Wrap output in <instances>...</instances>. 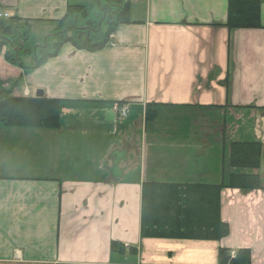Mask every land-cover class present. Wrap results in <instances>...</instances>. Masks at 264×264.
Segmentation results:
<instances>
[{
  "label": "crops",
  "instance_id": "obj_1",
  "mask_svg": "<svg viewBox=\"0 0 264 264\" xmlns=\"http://www.w3.org/2000/svg\"><path fill=\"white\" fill-rule=\"evenodd\" d=\"M95 1L0 0V8L28 22L33 50L69 6ZM126 2L129 23L112 47L68 44L30 73L0 55V101L41 91L64 106L60 130L0 124V264H219L220 249L249 250L251 264H264V189L221 192L229 226L221 241L141 235L145 184L258 175L264 188V0L263 29L233 31L228 0ZM116 103L128 106L126 119ZM65 122L72 132L84 123L97 130L70 139ZM233 143L261 145L259 170L230 166Z\"/></svg>",
  "mask_w": 264,
  "mask_h": 264
},
{
  "label": "trees",
  "instance_id": "obj_2",
  "mask_svg": "<svg viewBox=\"0 0 264 264\" xmlns=\"http://www.w3.org/2000/svg\"><path fill=\"white\" fill-rule=\"evenodd\" d=\"M92 8V7H91ZM91 8L69 6L58 21V31L46 42L25 49L30 26L26 20L12 18L0 22V55L5 61L26 73L55 58L63 46L95 53L109 46L110 36L123 23H129V3L125 0H96L92 8L98 20H89ZM262 0H228L225 27L230 31L263 29ZM95 17V18H96ZM88 19V20H87ZM30 57L33 63L24 64ZM16 82L12 86H17ZM149 106L146 120H156L157 111ZM63 102L42 98H16L6 94L0 101V124L5 127L53 129L62 127ZM262 149L259 143H233L230 146V166L237 169L259 170ZM242 191L263 190L260 176L234 175L227 185H170L148 183L142 195V238L193 241H221L228 237L229 226L220 217L221 192L224 189ZM114 245H112L113 248ZM219 264H251L249 250L220 249Z\"/></svg>",
  "mask_w": 264,
  "mask_h": 264
},
{
  "label": "rangeland",
  "instance_id": "obj_3",
  "mask_svg": "<svg viewBox=\"0 0 264 264\" xmlns=\"http://www.w3.org/2000/svg\"><path fill=\"white\" fill-rule=\"evenodd\" d=\"M126 1H131V0H126ZM89 5V4H88ZM92 5V4H91ZM90 5V6H91ZM95 5H93V7H94ZM92 7V8H93ZM91 8V11H90V16H89V20H91V21H93V20H98V18L95 16L96 15V11L95 10H93ZM96 17V18H95ZM87 19V20H88ZM27 46H26V49H30V48H28V47H30L31 45H33V43H32V38L30 39V41L28 42V44H26ZM18 92H14L13 93V95L15 94V95H21V94H17ZM64 109V108H63ZM67 122H65V136H68L67 138H70V139H76L77 140V138H79L80 140H82V139H84V138H87V136H85V135H80L79 133H83V132H88V133H91V131H95L96 132V130L97 129H94V128H90V125H87L86 123H84L83 125H80L79 126V128H80V130H76V132H72V130L70 131V129H72V126H73V123L74 122H71V123H67ZM82 127V128H81ZM227 172L228 173H230L229 172V170L227 169Z\"/></svg>",
  "mask_w": 264,
  "mask_h": 264
},
{
  "label": "built area",
  "instance_id": "obj_4",
  "mask_svg": "<svg viewBox=\"0 0 264 264\" xmlns=\"http://www.w3.org/2000/svg\"><path fill=\"white\" fill-rule=\"evenodd\" d=\"M8 18H9V15H8L6 12L0 10V20H6V19H8ZM117 111H118V112L120 113V115L123 116V117H125V116L127 115V109H126V108H123V109H121V110H117Z\"/></svg>",
  "mask_w": 264,
  "mask_h": 264
},
{
  "label": "water",
  "instance_id": "obj_5",
  "mask_svg": "<svg viewBox=\"0 0 264 264\" xmlns=\"http://www.w3.org/2000/svg\"><path fill=\"white\" fill-rule=\"evenodd\" d=\"M43 97V93L40 91L36 94V98H42Z\"/></svg>",
  "mask_w": 264,
  "mask_h": 264
}]
</instances>
